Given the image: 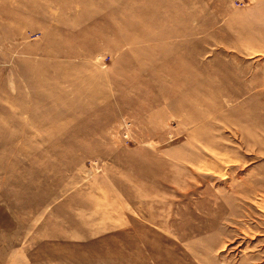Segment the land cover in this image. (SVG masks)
Wrapping results in <instances>:
<instances>
[{
    "label": "rangeland",
    "instance_id": "rangeland-1",
    "mask_svg": "<svg viewBox=\"0 0 264 264\" xmlns=\"http://www.w3.org/2000/svg\"><path fill=\"white\" fill-rule=\"evenodd\" d=\"M263 197L264 0H0V264H264Z\"/></svg>",
    "mask_w": 264,
    "mask_h": 264
},
{
    "label": "bare ground",
    "instance_id": "bare-ground-1",
    "mask_svg": "<svg viewBox=\"0 0 264 264\" xmlns=\"http://www.w3.org/2000/svg\"><path fill=\"white\" fill-rule=\"evenodd\" d=\"M260 201V200H259ZM262 201H264V197L261 199V201L260 202H262ZM260 202H258V203H260ZM257 203V204H258ZM261 208L263 207L264 208V206H262L261 204H258ZM264 210V209H263Z\"/></svg>",
    "mask_w": 264,
    "mask_h": 264
}]
</instances>
